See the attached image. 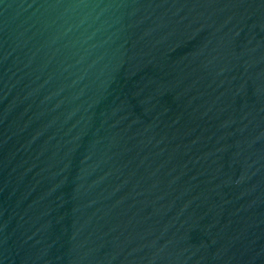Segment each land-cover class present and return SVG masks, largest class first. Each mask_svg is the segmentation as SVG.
Listing matches in <instances>:
<instances>
[{"label": "water", "instance_id": "water-1", "mask_svg": "<svg viewBox=\"0 0 264 264\" xmlns=\"http://www.w3.org/2000/svg\"><path fill=\"white\" fill-rule=\"evenodd\" d=\"M0 264H264V0H0Z\"/></svg>", "mask_w": 264, "mask_h": 264}]
</instances>
